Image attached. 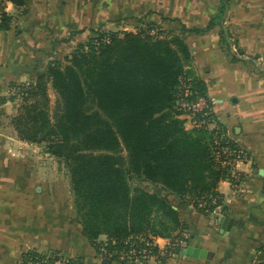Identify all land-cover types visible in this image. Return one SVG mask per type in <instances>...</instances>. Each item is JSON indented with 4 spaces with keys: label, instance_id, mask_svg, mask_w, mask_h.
I'll use <instances>...</instances> for the list:
<instances>
[{
    "label": "trees",
    "instance_id": "1",
    "mask_svg": "<svg viewBox=\"0 0 264 264\" xmlns=\"http://www.w3.org/2000/svg\"><path fill=\"white\" fill-rule=\"evenodd\" d=\"M7 2L21 8L27 0H0V32L12 27ZM140 22L136 31L93 29L69 53L53 55L27 81L9 88L19 87L9 99L21 97V112L9 123L21 139L45 142L64 161L82 233L97 251L104 243L108 250L120 248L132 236L182 234L188 228L179 214L183 205L208 215L217 206L225 212L217 185L234 179L230 166L214 156L213 133L187 130L175 110L187 78L189 98H204L212 108L205 82L186 68L192 60L188 29L176 33ZM49 88L57 95L54 116ZM68 260L83 264L81 258ZM254 260L264 264L263 247Z\"/></svg>",
    "mask_w": 264,
    "mask_h": 264
},
{
    "label": "crops",
    "instance_id": "2",
    "mask_svg": "<svg viewBox=\"0 0 264 264\" xmlns=\"http://www.w3.org/2000/svg\"><path fill=\"white\" fill-rule=\"evenodd\" d=\"M17 9L6 3L8 13ZM19 10L11 29L0 32V115L11 105L13 81L69 53L93 29L136 31L143 19L176 33L188 29L187 71L205 82L213 114L249 160L236 165L242 183L217 185L220 204L237 220L230 230L217 223L220 206L209 215L180 208L191 244L212 255L146 264H254L264 248V0H27ZM212 19L214 26L204 30ZM26 143L0 132V264H32L31 253L120 264L103 259L83 235L69 178L42 177L24 153Z\"/></svg>",
    "mask_w": 264,
    "mask_h": 264
},
{
    "label": "built area",
    "instance_id": "3",
    "mask_svg": "<svg viewBox=\"0 0 264 264\" xmlns=\"http://www.w3.org/2000/svg\"><path fill=\"white\" fill-rule=\"evenodd\" d=\"M187 79L181 80L184 92L179 94L175 103V110L180 113V118L184 119L187 130L205 127L213 133L214 156L222 166H230L234 178L231 181L233 184L242 183L244 181L243 174L236 169V165L249 160L248 151L231 139L224 127L211 116L212 108L204 98L195 100L189 98L191 92ZM10 90V94L15 96L18 94L19 87ZM217 212L218 210H213L212 214ZM191 239L192 235L188 231H184L180 235L175 234L169 238L132 236L121 240L120 248L114 247L108 250L106 248L107 243H104L98 253L106 260L114 258L113 260L116 262L146 264L161 257L168 258L180 255V249L187 247ZM103 241L107 242V239L104 238ZM113 245L116 246L115 242ZM51 257L54 256L43 257L40 254H33L30 261L33 264H67L69 261L68 258L63 257L49 259Z\"/></svg>",
    "mask_w": 264,
    "mask_h": 264
},
{
    "label": "rangeland",
    "instance_id": "4",
    "mask_svg": "<svg viewBox=\"0 0 264 264\" xmlns=\"http://www.w3.org/2000/svg\"><path fill=\"white\" fill-rule=\"evenodd\" d=\"M19 9L20 8H18L17 10L10 11L11 15L13 16V20H14V17H16V15H19V11H20ZM12 23H13V21H12ZM115 31H122V30H115ZM29 78L30 77L27 76V77H24V79L23 78L19 79L18 81L25 82ZM16 88H18V87L16 86V87L12 88V90H14ZM10 91L11 90H8V97L12 96L10 94ZM48 94L50 97L49 102H48L50 115L54 116V111H55V108L57 106V95L52 88H49ZM20 99H21V97H16L15 99H10L11 105L9 104V107L7 108V111L5 114L0 115V132L6 133V134L9 133L11 135H14L16 139H21V138L18 136L17 131L14 129V127L9 122H10V119L12 116H15L21 112V110H19V107H20L19 105L21 103ZM21 140H23V139H21ZM23 141L27 142L26 143L27 144L26 151L24 153L26 154L28 161L31 164H33L34 166L40 167L39 170L41 171L42 177L46 176V175L53 176L56 174L58 176H63V177L65 176L66 178L67 177L69 178L68 170H67V167H66L64 161L60 160L58 157L51 154L48 147H47V144L45 142L37 143V142H31V141H26V140H23ZM192 198H191V201H192ZM179 214H180L181 220L184 221V218L182 216V211H180ZM185 225L188 227L186 222H185ZM186 231L191 233V230L189 227L187 228ZM101 239L103 240L104 237H101ZM254 264H256V262H254Z\"/></svg>",
    "mask_w": 264,
    "mask_h": 264
},
{
    "label": "water",
    "instance_id": "5",
    "mask_svg": "<svg viewBox=\"0 0 264 264\" xmlns=\"http://www.w3.org/2000/svg\"><path fill=\"white\" fill-rule=\"evenodd\" d=\"M152 188V185H150ZM237 220L227 212H223L222 215L217 218V223L221 226V231L224 232L225 230H230L231 227L236 224ZM180 255L194 257V258H201L205 259L208 256L212 255V252L209 250L195 246V245H188L187 247L180 249ZM56 259H58V256H55Z\"/></svg>",
    "mask_w": 264,
    "mask_h": 264
},
{
    "label": "flooded vegetation",
    "instance_id": "6",
    "mask_svg": "<svg viewBox=\"0 0 264 264\" xmlns=\"http://www.w3.org/2000/svg\"><path fill=\"white\" fill-rule=\"evenodd\" d=\"M190 244H191V242H190ZM190 244H189V245H190Z\"/></svg>",
    "mask_w": 264,
    "mask_h": 264
}]
</instances>
